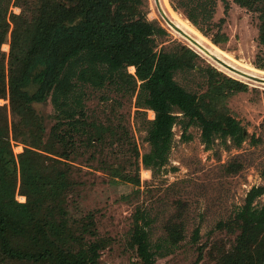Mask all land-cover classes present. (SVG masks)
Returning <instances> with one entry per match:
<instances>
[{"label":"trees","instance_id":"obj_1","mask_svg":"<svg viewBox=\"0 0 264 264\" xmlns=\"http://www.w3.org/2000/svg\"><path fill=\"white\" fill-rule=\"evenodd\" d=\"M221 1L225 14L230 1L258 12L257 41L264 47V0ZM169 2L204 35L216 27L210 36L215 46L228 41L224 18L212 22L217 0ZM166 34L147 18V0H0V99L7 101L0 105V264H100L109 240L99 236L93 212L76 218L69 208L78 187L77 146L112 148L129 137L112 122L88 117L89 90L135 96L137 111H151L154 117L145 127L150 149L142 155L135 145L133 150L136 167L153 174L167 164L176 124L186 141L189 127H198L206 149L216 140L227 149L247 139L260 143L227 104L247 85L200 65L199 54L187 45L157 50L156 37ZM258 67L264 69V63ZM177 74L202 77L205 89L188 90ZM48 103L51 113L44 110ZM16 144L21 152H14ZM107 167L112 178L139 185L138 176ZM263 194L264 185L252 186L233 215L217 222L215 228L233 241L217 251L216 264H264V204L255 203ZM145 215L137 211L133 222L129 242L136 260L131 264H154ZM166 228L170 246L185 238L182 223ZM198 230H193L194 244ZM197 251L200 259L202 245Z\"/></svg>","mask_w":264,"mask_h":264},{"label":"rangeland","instance_id":"obj_2","mask_svg":"<svg viewBox=\"0 0 264 264\" xmlns=\"http://www.w3.org/2000/svg\"><path fill=\"white\" fill-rule=\"evenodd\" d=\"M158 2L166 12L167 22L159 13L155 0H147V18L158 22L167 31L164 37H156L155 48L169 50L177 44H184L195 50L187 39L170 28L168 20H174L172 14H175L201 32L180 11L174 10L169 0ZM11 10L20 11L17 7ZM221 18H224L222 31L227 34L228 41L217 45L218 49L234 60L235 66L242 64L262 69L258 67L264 63V47L257 41L258 12L230 1L225 14L222 1L217 0L212 22L216 24ZM215 31L213 26L209 36L201 35L210 40ZM2 50L8 52L5 45ZM196 52L202 60L200 65L208 64L226 74ZM128 72L134 73L129 68ZM175 79L188 90L205 89L202 77L198 75L189 74L184 78L183 74H177ZM239 81L246 84L248 90L230 97L228 107L249 135L261 138L260 143L253 145L247 139L241 147L227 149L216 140L210 149H206L200 141L198 127H189L187 133L191 138L186 141L182 138L181 126L176 124L167 164L154 174L141 164L136 167L133 150L135 145L138 154L142 155L150 149L145 141V127L146 121L154 117L151 111H137L135 96H122L109 90H89L86 101L88 117L103 123L112 122L129 137V142L112 148L102 145L103 148L97 150V146L89 149L77 146L79 155L74 162V173L78 187L69 208L76 218L93 212L99 236L109 240L101 251L100 264H131L136 260L129 239L137 211L146 214L149 221L154 264H216L217 251L229 248L233 238L217 230V222L226 221L233 215L252 186L264 185V86ZM4 103L7 101L0 99V105ZM44 110L52 112L50 103ZM21 150V145L14 146L15 153ZM90 153L95 155L94 159L89 158ZM103 162L117 167L122 174L138 176L139 185L124 182L120 177L112 178V170ZM255 203L263 205L264 194ZM174 222L182 223L185 238L177 246H170L165 241V233L166 227ZM139 223L142 224L143 220L139 219ZM195 228L199 229L196 244L191 242ZM199 245L203 247L200 259Z\"/></svg>","mask_w":264,"mask_h":264},{"label":"bare ground","instance_id":"obj_3","mask_svg":"<svg viewBox=\"0 0 264 264\" xmlns=\"http://www.w3.org/2000/svg\"><path fill=\"white\" fill-rule=\"evenodd\" d=\"M157 3L158 0H156ZM174 20H168L170 28L178 32L181 37L187 39L196 51L205 58L223 70L229 76L236 79L261 84L264 86V71L258 70L249 65L238 64L235 66L234 60L226 57V55L218 49L209 39L201 35L194 27L184 20H181L175 14H172Z\"/></svg>","mask_w":264,"mask_h":264},{"label":"water","instance_id":"obj_4","mask_svg":"<svg viewBox=\"0 0 264 264\" xmlns=\"http://www.w3.org/2000/svg\"><path fill=\"white\" fill-rule=\"evenodd\" d=\"M155 2H156V5H157V7H158L159 13L161 14L162 18L167 22V19H166L167 16L165 17V15H166L165 10H163V8L160 6L159 3H157L156 0H155ZM132 74H133V73H132Z\"/></svg>","mask_w":264,"mask_h":264}]
</instances>
